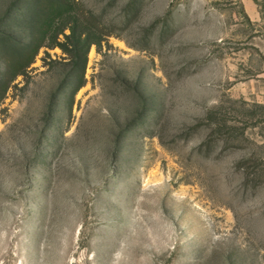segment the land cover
I'll return each mask as SVG.
<instances>
[{
    "label": "rangeland",
    "instance_id": "374dc122",
    "mask_svg": "<svg viewBox=\"0 0 264 264\" xmlns=\"http://www.w3.org/2000/svg\"><path fill=\"white\" fill-rule=\"evenodd\" d=\"M66 1L77 91L0 0V264H264V0Z\"/></svg>",
    "mask_w": 264,
    "mask_h": 264
},
{
    "label": "trees",
    "instance_id": "16d2710c",
    "mask_svg": "<svg viewBox=\"0 0 264 264\" xmlns=\"http://www.w3.org/2000/svg\"><path fill=\"white\" fill-rule=\"evenodd\" d=\"M37 3L38 5L33 12L35 15L33 26L34 30L39 34V36H36L35 40L31 39L29 41L19 43H17L15 40H9L8 43L10 44V47L15 49L17 55L21 56L27 53V59L24 63L25 67L26 65L32 63L36 54L38 53L39 48L46 40V37H49L50 39L48 43L49 45L60 46L61 48L67 50L69 49L67 46L68 43L72 42L73 47L76 51H78V59H80L79 54L81 52L83 53L82 69L77 74L78 82L74 89V91H77L83 85L87 52L94 40L91 38L89 33H86L82 29H78L77 24L75 23L69 25L70 32L65 33V40H60L59 34L64 33L65 28L64 26L56 28L57 20L60 16L69 11L71 6L67 4L66 0H38Z\"/></svg>",
    "mask_w": 264,
    "mask_h": 264
}]
</instances>
